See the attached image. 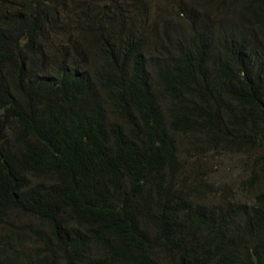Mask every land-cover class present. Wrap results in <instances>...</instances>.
I'll return each instance as SVG.
<instances>
[{"label":"trees","instance_id":"16d2710c","mask_svg":"<svg viewBox=\"0 0 264 264\" xmlns=\"http://www.w3.org/2000/svg\"><path fill=\"white\" fill-rule=\"evenodd\" d=\"M69 1L0 0V264H264V165L207 202L182 158L264 146V0H204L231 19L153 53V10Z\"/></svg>","mask_w":264,"mask_h":264},{"label":"rangeland","instance_id":"374dc122","mask_svg":"<svg viewBox=\"0 0 264 264\" xmlns=\"http://www.w3.org/2000/svg\"><path fill=\"white\" fill-rule=\"evenodd\" d=\"M145 1L148 3V8L146 10L144 7H141L142 2L140 0H71L68 2V7L64 13L77 16V12H80L82 4H87L92 8L113 5L117 10H121L120 13L125 15V18L129 19V24H132L136 16L139 17V19L144 18L146 17L147 10L151 9L154 11L155 20L153 23L149 25L145 23V21L142 22V28L149 29V53L157 52L161 49L158 45L157 47L154 46L152 40L161 42L162 38L181 29L182 25L180 21L187 27L186 23L190 15L200 17L207 12H213L220 17L231 19V13L227 14L224 11L216 13L206 5L204 0L191 2L190 0H184L185 9L188 10L185 14L181 11L176 12V10L179 9L180 0ZM139 13H141L142 16ZM59 24H63L61 20ZM247 29L252 30L251 28ZM203 146L205 149L201 148V143H197L196 145L185 143L182 154L188 179L191 180L192 183L196 180H200L203 186L209 182L215 188H213L212 192H210V190L203 192V199L207 202H216L225 195L229 196L231 194H236L237 199L245 196L252 199L249 188L253 187V184L249 175H247L249 170L245 168L246 166L250 167V163L256 160L260 161V166L264 165V160L260 159L264 156V149H262L264 146H256L259 148L252 149L245 148L241 151L231 148L232 146H228L229 148L226 150L222 148L216 150V148L213 147L208 149L207 144L204 142ZM257 172L264 174V172ZM230 189L232 190L231 193L228 192ZM227 192L228 194H226Z\"/></svg>","mask_w":264,"mask_h":264},{"label":"clouds","instance_id":"9594fccd","mask_svg":"<svg viewBox=\"0 0 264 264\" xmlns=\"http://www.w3.org/2000/svg\"><path fill=\"white\" fill-rule=\"evenodd\" d=\"M51 46H52V45L50 44V42H48L47 50H48Z\"/></svg>","mask_w":264,"mask_h":264}]
</instances>
